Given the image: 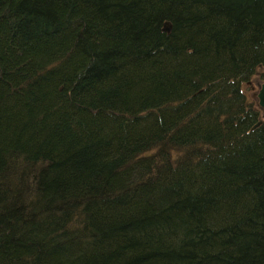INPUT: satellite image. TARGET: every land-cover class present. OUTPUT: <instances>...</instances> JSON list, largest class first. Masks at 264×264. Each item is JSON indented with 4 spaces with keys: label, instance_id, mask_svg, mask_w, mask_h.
Instances as JSON below:
<instances>
[{
    "label": "trees",
    "instance_id": "trees-1",
    "mask_svg": "<svg viewBox=\"0 0 264 264\" xmlns=\"http://www.w3.org/2000/svg\"><path fill=\"white\" fill-rule=\"evenodd\" d=\"M263 66L264 0H0V264H264Z\"/></svg>",
    "mask_w": 264,
    "mask_h": 264
},
{
    "label": "rangeland",
    "instance_id": "rangeland-1",
    "mask_svg": "<svg viewBox=\"0 0 264 264\" xmlns=\"http://www.w3.org/2000/svg\"><path fill=\"white\" fill-rule=\"evenodd\" d=\"M263 72H264V66L259 67L258 71L252 75L250 80L243 82V90L246 92L248 98L256 101L257 104H258L257 96L254 94V90H256L255 88H257L258 85L264 80V77H262ZM251 85H255L256 87L251 88ZM261 112H262V114H264L263 111H261Z\"/></svg>",
    "mask_w": 264,
    "mask_h": 264
},
{
    "label": "water",
    "instance_id": "water-1",
    "mask_svg": "<svg viewBox=\"0 0 264 264\" xmlns=\"http://www.w3.org/2000/svg\"><path fill=\"white\" fill-rule=\"evenodd\" d=\"M256 90H257L256 96H257L258 105L261 111L264 112V80L258 85ZM262 117H264V114H262ZM260 121L261 120H259L257 123H259Z\"/></svg>",
    "mask_w": 264,
    "mask_h": 264
},
{
    "label": "flooded vegetation",
    "instance_id": "flooded-vegetation-1",
    "mask_svg": "<svg viewBox=\"0 0 264 264\" xmlns=\"http://www.w3.org/2000/svg\"><path fill=\"white\" fill-rule=\"evenodd\" d=\"M260 82H261V81H260ZM253 87L255 88L256 86H255V85H251V88H253ZM255 89H257V88H255ZM256 91H257V90H254V94H255V95H256Z\"/></svg>",
    "mask_w": 264,
    "mask_h": 264
}]
</instances>
